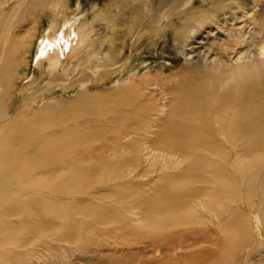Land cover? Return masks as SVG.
Instances as JSON below:
<instances>
[{"label": "rangeland", "instance_id": "rangeland-1", "mask_svg": "<svg viewBox=\"0 0 264 264\" xmlns=\"http://www.w3.org/2000/svg\"><path fill=\"white\" fill-rule=\"evenodd\" d=\"M14 1L17 3L18 0H0V48H5L6 51L4 61L14 55L19 43L23 46L21 67L13 82L15 89L11 94H21L26 99L29 93L41 88L53 76L62 72L66 75L75 72L68 77L63 75L64 79L72 82L78 73L83 71L82 83L87 84L84 93L93 94L96 89H118L120 96L126 97L136 95L140 89L143 96L148 98L143 103L139 102L138 106L135 104V108L127 115L123 110L130 108L122 109L120 119L112 124H108L109 116L98 117L95 106H92V113L80 112L79 121L67 127L68 131L74 129L73 136L71 134L70 137V132L65 135L63 131L54 137L52 144L37 153L33 146H24L16 152L7 151L4 154L6 160H14L20 165L0 166V223L12 222L17 225V230L11 232L14 241H8L5 244L10 245L4 244L0 249L11 247L16 240L28 235L32 230H37L41 236L47 237L45 241L52 246L57 244L65 248L64 254H58H62L60 257L66 264H264V216H257L258 240L253 237L255 230L244 225L245 232L250 236H246L245 242H248V245L246 243L243 246L238 245L240 238L232 227H227L226 221L227 215L239 208L238 200L252 204L259 201L264 186V168L261 167L264 163V139L262 143L251 139L241 140L240 144L246 146L262 145L261 153L247 156L242 155V149L238 156L233 154L232 146L237 141L233 138L215 140V145L223 146L226 150L215 156L205 153L210 144H204L194 155L185 156L173 155L171 150L166 148H152L162 132L159 122L169 111L168 105L172 96L165 91L185 79L186 70L190 67L177 52L178 45L174 38L181 39L184 23L198 27L195 21L201 18V13L187 19L186 14L183 15L184 12L190 8L216 13L224 8L227 12L230 9L228 6L240 5L235 11H247L246 16L232 24L228 23L225 28L233 27L234 31L256 30L254 43L258 49H263L264 0H191V4L183 6L182 3L176 11L172 4H155L163 14L159 30L155 27V32L104 43V55L109 53V47L118 51L116 60L111 58L114 61L110 64L116 70L105 74L107 81H112L109 84L97 82L98 77L93 76L96 73L94 64L97 59L94 39L101 34L95 16L102 9V5L108 3L107 0L99 3H96V0H64L66 9L62 12H55L48 6H43L42 0L31 3L28 0L20 9L9 10L10 6L16 5ZM186 1L188 0H185V3ZM74 19H79V22L74 23L75 31L78 26H82V30H85L86 26L91 29V43L86 42L84 47L71 53V57L61 58L60 67L57 69L52 64L54 61L37 64L32 60L36 51L35 44L41 39L51 37L53 31L58 30L65 20L72 22ZM215 28L213 22L207 20L202 23L197 37H204L207 30L216 35L218 30ZM221 49L215 47L211 58L221 52ZM237 50L228 51V64L230 59L236 58ZM262 71L264 79V66ZM79 88V83L68 88L60 87L51 91L50 98L63 96L73 100ZM178 103L177 105L182 106L185 102ZM104 127L111 132L103 137L91 136L84 140L83 137L80 139L76 136L77 132L85 133ZM127 131L131 133L125 135ZM157 142L161 146L168 145L164 139L159 138ZM235 158L239 159L240 169H237L238 172L234 176L232 164ZM258 162H262L259 168L256 166ZM224 163L229 164L227 166L233 176L228 180H222L218 173L226 165ZM192 164L198 168L200 166L199 169L205 178L210 176L205 174L206 168L215 169L217 174L210 176V179L215 180L214 185L200 184L197 177L180 178ZM14 171L17 172L16 175ZM77 174L80 177H77ZM74 177L75 181L80 179L76 181L77 184L73 181ZM253 177V184L248 186ZM165 187H168V191L183 192L202 187L204 196L196 202L197 204L192 202L187 208L172 209L166 205L164 193L157 194ZM234 187L238 192L233 194ZM223 192H227L229 196L226 202L216 199L217 193ZM208 202L215 204L216 211L221 212L220 218L214 212L196 206ZM245 206L240 205L242 212L246 214L241 216L240 223L249 224L254 221V215L250 216V211L246 213ZM6 208H15L18 213L16 212L15 216H7L4 214ZM67 237L72 239L71 244L61 241ZM177 240L183 241L184 247L191 241L198 243L194 247L184 249L177 246L176 251H172L173 257L177 259L174 262H164L161 257L167 248L166 245L172 242L176 245ZM36 244L42 245L43 242L37 240ZM92 251L97 254L87 259L84 253ZM190 252L197 254V257L188 258ZM43 261L46 264H54L53 258L46 252L40 262Z\"/></svg>", "mask_w": 264, "mask_h": 264}, {"label": "bare ground", "instance_id": "bare-ground-1", "mask_svg": "<svg viewBox=\"0 0 264 264\" xmlns=\"http://www.w3.org/2000/svg\"><path fill=\"white\" fill-rule=\"evenodd\" d=\"M27 1L28 0H18L17 3L14 1L16 5L10 6L11 9L9 10H18L21 6L25 5ZM29 1L31 3L35 0ZM65 2L64 0H42L43 6H48L55 12L65 11ZM99 2H102V0H96V3ZM107 2L106 5H102V9L95 16L96 21L99 23L101 34L94 39L96 42L95 53L97 54V59L94 64L96 73L93 74V76L96 78L98 77L97 82H108V84L112 81H107L105 74L108 73V71L116 70V68L114 66L112 67V65L110 66V64L114 61V58L116 60L118 51H114V49L109 47V53L107 52L109 55H104V51L102 50L104 43L109 41L111 43L114 40H122L123 38L129 39L134 35L141 36L145 33L155 32L156 30L154 28L156 27V29H158L162 19L161 17H163L162 10L159 11L160 9H157L155 4H158V6H163L162 4L164 3L169 5L172 4L171 6L174 11L180 8L182 3L183 6L185 4H191V0L186 1V3L185 0L182 2L181 0H157L156 2H154V0H107ZM1 6L0 4V9ZM235 7L228 6V9H230L227 12L224 8H221L218 13H216V11L207 12L194 10L193 8V10L190 8L184 12L183 15L185 16L186 14L187 19L193 17L194 14L201 13V18L195 21L196 24L199 25L198 27L194 24L184 23L182 28L184 33L181 39L177 37L176 39L174 38L178 45L177 52L183 57L184 63L190 67L186 70L187 75L185 79H181L173 87L165 91L166 94H170L172 97L168 105V114L164 119L161 118L162 120L159 122L162 132L158 135L157 141L159 138L164 139L167 141L168 145H164V147L156 141L152 145L153 150H164V148H166V150H171L170 152L173 155L185 156L186 154L194 155L196 152L200 151L199 148L204 144H207V146L210 144L205 153L208 156H215L221 155L226 150L223 146L215 145L214 141L233 138L237 140L232 146L235 156L241 153V149L243 151L242 155L245 156L262 152V145H260L261 147L246 146L245 144H240V141L251 139V141L254 140L262 143L264 139V79L262 76L264 47L263 49H258L256 43H254L253 36L256 34V30L246 31L242 29L234 31L233 27L228 29L225 28L228 23L232 24L238 19L245 17L247 14V11H243L242 13L235 11L240 8V5ZM225 8H227V6ZM207 20L213 22L218 33L215 35L211 30H207L204 32V37H197L202 23ZM77 22H79V19H74L72 22L65 20L60 24L61 26L58 30L53 31L54 34L51 37L48 36L45 39H41L37 45L35 44L34 49H36V51L32 60H35L37 64H41L43 61H54L52 64L55 69H57L60 67L61 58L70 56L71 53L84 47L86 42L91 43V29L86 26V29L82 30V26H78V28H76L78 32H76L74 30V23ZM123 28L124 30L122 31ZM215 47L222 48V51H219V53L215 54L214 58H211V53L214 52ZM235 49H238L235 54L236 58L234 60L230 59V64H228L226 61L228 51ZM22 51V43H19L14 50V55L12 54L11 57H8V59L4 61L3 58L6 51L5 48H0V166L3 164L10 166L20 165L18 162H14V160L5 159L4 154L7 151L16 152L24 146H33V150L37 153L46 148V146L52 144L54 137L62 134L63 131L65 135L68 134L67 132H70V137L71 134L73 136L74 129L68 131L67 127L69 128L79 121L80 112H84L85 114L88 112L92 113V108L95 106L96 115L104 118L109 116L110 119L108 120V124H112L120 119L123 112L125 115L129 112L131 113V110L135 108V104L138 106L139 102L143 103V101L148 98L146 95L143 96L140 89L137 91L136 95H129L126 97L120 96L118 89L110 91L96 89L93 94L84 93V88H86L87 84L82 83L83 79H81V76L84 73L83 71L78 73V76L74 78L72 82H68L64 79L63 75L68 77L75 72L69 75L62 72L58 74V76H53L41 88L29 93L26 99L23 98L18 91L19 95H17V93L11 94L15 89L13 82L15 77L19 74L21 67L20 60L21 56H23L21 55ZM124 76L125 75H123V77ZM76 83L80 84V88L73 100H69L63 96L50 98L52 95L51 91L58 90L60 87L68 88ZM178 102L185 103L180 106L177 105L179 104ZM124 108H130V110L126 109L122 112ZM132 114L130 116H132ZM110 132L111 130L104 127L99 130H90V132L85 133L77 132L76 136L80 139L82 137L84 139L91 136L103 137ZM130 133L131 132L127 131L125 135ZM83 154L85 156V153ZM238 163L239 159L235 158L232 164L234 165V169L231 167L234 176L238 172L237 169H240ZM261 163L262 162H258L256 164L257 168L260 167ZM227 165L229 166V164H226L222 168V171L220 170L218 172L222 180H228L233 177ZM80 167L82 168V166ZM80 167L79 169H81ZM261 167L264 168V163ZM199 168L195 167L194 164L190 165L180 178L197 177V182L200 184L214 185L215 180L210 178L217 174V171L212 168L209 170L206 168L205 171L207 172L205 174L211 177L205 178L204 173ZM242 169H244V167H242ZM16 174L17 172H15V175ZM78 176L77 174V177ZM253 180L254 177L250 179L249 183L247 182V185H252ZM73 181H75V177ZM76 181H80V179ZM76 181L75 183L77 184ZM78 183L80 184V182ZM261 186H263V184ZM262 188V194L259 197L258 203L252 204V202L238 200L239 208L230 215H227V227H232L233 230L236 231L240 238L238 240V245L240 246L246 243L248 245V242L245 241L246 236L249 237L250 234L245 232V227L253 228L255 230L253 232V237L258 240L259 227L257 226V216L259 214L264 216V186ZM167 189L168 187H165L159 190L157 194L164 193L163 196L166 205L172 209H174V207L187 208L189 203L199 202L201 197L204 196V189L202 187L194 190H186L185 192H183V190L168 191ZM230 192H232V190H230ZM237 192L238 189L234 187L233 194ZM227 198H229L227 192L217 193L216 195V199L220 202H223V200L226 202V200H228ZM240 205H246L244 211H247L246 213L250 211V216L254 215L253 222L249 224H246V222H243V224L240 223L241 216H246L245 212H242L243 209H241ZM196 206H202L204 210L214 212L215 215L220 218L221 212L218 210L216 211L217 208H215L214 203L208 202L205 205L204 203H200V205ZM17 208L18 207H16V209ZM16 209L6 208L4 209V214H7V216H15L18 213ZM244 225L246 226L244 227ZM41 228H43L42 225ZM16 230L17 225L12 222L6 224L0 223V247L8 241L9 243L12 242V239L14 241L11 232ZM19 232L21 231L19 230ZM39 232L40 231L32 230L28 235H23L24 237L16 240L11 247L0 249V264H46L44 261L40 262L45 252L53 258L54 264H66L60 257L62 254H58V252H63L64 254L66 252L65 248L57 244L52 246L45 241L47 237L41 236ZM37 240H41L43 244H36ZM59 240L60 239H58V242L60 243ZM61 241L70 243L72 239L67 237L63 238ZM197 243V241H191L184 247V242L177 240L176 245L175 242L167 244V248L161 258L167 263L174 262L177 258L173 257L172 251L177 249V246H179V249H184L194 247ZM5 245L9 246L10 244ZM96 254L97 252L95 251L84 253V255H86L85 257H88L87 259H89L91 255ZM195 257H197V254L193 252L188 253V258Z\"/></svg>", "mask_w": 264, "mask_h": 264}]
</instances>
